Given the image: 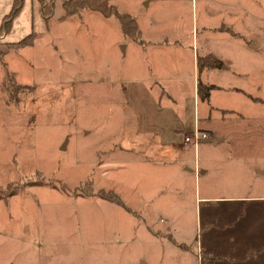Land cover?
Here are the masks:
<instances>
[{
    "label": "rangeland",
    "instance_id": "rangeland-1",
    "mask_svg": "<svg viewBox=\"0 0 264 264\" xmlns=\"http://www.w3.org/2000/svg\"><path fill=\"white\" fill-rule=\"evenodd\" d=\"M13 1L0 0V25L6 23ZM108 1L117 7L110 17L91 7L66 16L63 0H45L50 13L44 15L39 0H24L20 12L11 17L12 27L0 33V191L19 187L15 195L0 199V264H142V260L191 264L192 254L184 258L178 243L185 239L196 243L201 231L200 226L197 230L199 201L179 202L184 197L178 199V194L184 191L173 189L189 179L171 174L169 181L163 170L170 154L152 143V163L146 169L159 173L155 179L165 187L158 195L168 201L141 204L131 183L137 169H145L144 160L134 155L129 143L140 138L154 142L155 136L170 137L175 129L189 134L193 121L182 112H178L182 121L162 114L157 133L141 132L140 114L129 106L123 90L133 72L127 68L128 54L123 53L124 15L127 20L137 19L147 37L156 41L182 39L187 71L188 45L195 39L201 78L204 45L220 51L231 68L236 66V72L227 69L215 78L244 90L214 91L213 106L201 95L199 113L203 117L209 105L221 114L219 105L228 98L242 110L253 101L247 93L261 97L255 102L258 119L215 120L213 125L222 132L256 131V138L250 140L262 147L259 158L251 153L231 158L239 163L247 160L249 167L261 163L264 168V0ZM68 3L72 9L74 4ZM24 37L33 43L19 46ZM243 41L253 44L251 53L243 48ZM6 71L15 81L4 83ZM181 93L187 107L192 93L188 87ZM173 154L176 160L169 169L175 173L179 159L186 156ZM237 173L227 185L215 180L213 189L264 192V174L257 178L245 169ZM207 176H202L201 184ZM153 184L152 190L162 187ZM102 192L110 197L117 192L126 205L95 204L82 198ZM157 211L170 215L171 222L163 215L150 219Z\"/></svg>",
    "mask_w": 264,
    "mask_h": 264
},
{
    "label": "crops",
    "instance_id": "crops-1",
    "mask_svg": "<svg viewBox=\"0 0 264 264\" xmlns=\"http://www.w3.org/2000/svg\"><path fill=\"white\" fill-rule=\"evenodd\" d=\"M136 24L134 33L131 35L123 32L127 36V42L123 44V53L128 54L127 68L133 70L132 75L126 79L123 90L129 106L135 114H140L143 127L140 129L141 132L144 134L157 133L160 130L158 129L160 126L158 118L162 114H168L174 119L179 117V120L182 121V116L178 115L180 114L178 112H182L190 115L193 121L188 132H192L198 127L207 131L209 136L200 139L197 146L185 142V133H180L181 131L178 129H175L177 132H173V137L155 136L156 141L154 142L150 138L131 140L129 146H131L134 155H137L139 159L143 158L145 168L137 169L131 183L132 188L143 200L141 204L167 203V198L158 195V193L164 192L165 187L161 180L155 179V174L159 173L146 169L147 165L152 163L149 153L152 151L151 144L155 143L160 152L171 155L167 157L168 167L163 170V174L168 177V180H172L171 174H176L190 181L189 183L185 181L183 185H173V189L184 191V194H178V199L184 197L179 202L196 201V204L199 201V206L196 209L199 215L197 230L201 227V231L200 234H196L197 241L193 245L188 242V239L178 243L182 249L180 250L184 253V258L186 254H192L191 264L193 261H197L196 264H264V192L237 194L235 191H230L229 194L228 191L232 189L227 192L213 189L215 180L227 185L226 183L235 180L240 175L237 172L244 169L251 172L249 175L257 178L264 174L261 163L251 164L249 167L245 163L247 160L239 163L233 162L231 158L246 153L256 154L255 159L259 158L258 155L262 154V147H258L255 141L250 140L256 138V131L243 129L222 132L213 125L215 120L232 122L236 119L240 121L258 119L260 111H256L255 102L261 101L262 98L247 93V96L253 101L250 106L242 110L237 109L238 106H234L235 100L232 103L228 98L223 100L224 104L219 105L222 110L221 114L217 115L212 112L208 105L205 115L201 117L198 107V97L201 95H203L202 98L207 99L208 103L210 102V106H213L211 99L214 91L229 90L239 93L244 90L233 84H222L215 78L221 77L227 69L236 72L234 70L236 66L231 68V64H228L220 51L204 45L201 52L206 65L203 68L205 75L201 78L198 71L199 52H195L194 49L195 39L191 45H188L191 59L190 71H187L185 68L187 47L182 39L156 41L153 37H147V33L141 29L137 19ZM131 39L137 42L130 43ZM241 44L248 53H251L249 49L253 44L250 41H243ZM241 56L242 53L239 57ZM214 58L219 59L222 64L220 66L212 65ZM199 86L201 89L203 88L200 94L198 93ZM187 87L192 93V100L186 107L183 98L179 96L182 94L181 91H185ZM162 100L165 103L163 105ZM170 120V124H172L173 121ZM172 130L174 129L172 128ZM245 139L249 141H244ZM249 142L250 145H246ZM178 152H180L181 158L184 155L186 158L179 159L181 166L174 173L169 169V165L176 160L173 153L178 154ZM203 175L208 176L204 184H201ZM154 179L158 183L156 186L162 185V187L152 190ZM134 182L135 185H133ZM124 183L123 180L120 181L121 186ZM169 184L172 186V183ZM115 188H119L118 183ZM250 188L255 191L254 188ZM116 195L120 198L121 203L93 194L82 198L95 202V204L111 201L120 206L126 205L117 192ZM155 215L158 217L163 215L167 219L164 221L171 222L170 218L172 217L161 211H157L149 218L155 219ZM141 256V254L138 256L139 259ZM145 262L142 260V264Z\"/></svg>",
    "mask_w": 264,
    "mask_h": 264
},
{
    "label": "trees",
    "instance_id": "trees-1",
    "mask_svg": "<svg viewBox=\"0 0 264 264\" xmlns=\"http://www.w3.org/2000/svg\"><path fill=\"white\" fill-rule=\"evenodd\" d=\"M69 1H70V3L74 4V7L72 9L69 8V3H68ZM23 2H24V0H14L13 1V3H12L13 6L10 10V14L8 15V19L6 18L4 20L6 23L5 24L3 23L2 25H0V33L2 32L3 29L8 30L12 27L11 17L20 12V10L23 7ZM39 2L41 5V10H42L43 14L48 15L50 12L48 10H46L47 4H45V0H39ZM63 4H64L66 16L74 14L77 11H79L80 9H84L87 7H91L95 10L100 11L106 17H109V16H111L117 12L116 5H112L111 3H109L108 0H63ZM124 16H122L123 18L121 21L123 32L131 35L132 33H134V30L131 29L130 26L134 27V29H135L137 26L136 21L133 19L127 20V18L125 17L126 18L125 19ZM31 43H33V39L28 40L27 37H24L23 40H20L18 42V45L21 46L24 44H31ZM212 62H213L212 65H214V66H220L222 64L221 61L217 58H214V60H212ZM12 79L14 80L13 75L11 73H9L8 71H6V77L4 79V83H6L7 81L12 80ZM7 86L5 85L3 88L7 93H9L10 88H8ZM11 91H13V90H11ZM200 91H201V87L199 86V89H198L199 94H200ZM206 94H207V91H206ZM18 189H19V187L16 186V187L8 188L7 190H1L0 191V199L6 198L8 196H13L14 194H16ZM101 194L103 197L110 198V199L116 200L118 203H121V200L119 199L118 196H113V197L106 196V194L104 192H102Z\"/></svg>",
    "mask_w": 264,
    "mask_h": 264
},
{
    "label": "built area",
    "instance_id": "built-area-1",
    "mask_svg": "<svg viewBox=\"0 0 264 264\" xmlns=\"http://www.w3.org/2000/svg\"><path fill=\"white\" fill-rule=\"evenodd\" d=\"M209 136L208 132L201 129V128H195V130H193L192 132H190L189 134L185 133L184 135V141L185 142H190L192 144H194L195 146L198 145V141L202 138H207Z\"/></svg>",
    "mask_w": 264,
    "mask_h": 264
}]
</instances>
